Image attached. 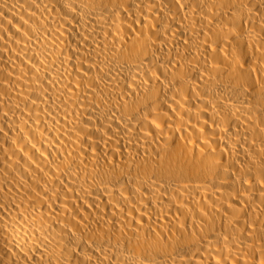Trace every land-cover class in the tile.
Masks as SVG:
<instances>
[{"label": "bare ground", "instance_id": "1", "mask_svg": "<svg viewBox=\"0 0 264 264\" xmlns=\"http://www.w3.org/2000/svg\"><path fill=\"white\" fill-rule=\"evenodd\" d=\"M0 264H264V0H0Z\"/></svg>", "mask_w": 264, "mask_h": 264}]
</instances>
